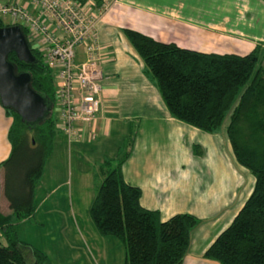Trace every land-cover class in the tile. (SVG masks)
Wrapping results in <instances>:
<instances>
[{
	"label": "trees",
	"instance_id": "1",
	"mask_svg": "<svg viewBox=\"0 0 264 264\" xmlns=\"http://www.w3.org/2000/svg\"><path fill=\"white\" fill-rule=\"evenodd\" d=\"M16 24L26 37V29ZM9 25L0 20V27ZM120 31L142 60L143 73L150 76L174 119L213 131L229 112L225 133L231 152L237 164L253 176V185L202 256L218 264H264V45L255 44L243 55L207 53L161 42L129 28ZM27 43L36 59L33 64L18 60L13 52L6 58L15 72L29 73V85L42 95L49 113L28 126L12 109L3 107L11 123L6 133L9 153L0 161L1 191L9 209L7 214L0 212V264H50L42 251L19 240L16 233L18 222L32 219L34 189L53 138L60 132L53 113L51 70L36 47ZM132 143L129 130L116 154L98 166L102 178L88 208L89 218L99 235L121 242L124 264H181L190 232L199 220L190 213H175L162 220L158 210L140 205V189L122 175ZM192 147L194 153L201 152L196 145Z\"/></svg>",
	"mask_w": 264,
	"mask_h": 264
},
{
	"label": "crops",
	"instance_id": "2",
	"mask_svg": "<svg viewBox=\"0 0 264 264\" xmlns=\"http://www.w3.org/2000/svg\"><path fill=\"white\" fill-rule=\"evenodd\" d=\"M77 1L100 3L101 0ZM112 25L114 28H129L155 40L173 42L179 47L196 51L243 55L255 44L264 45V4L262 0H116L109 10L101 14L95 27L101 57L99 67L103 76L99 109L87 122L76 123L79 138L71 140L74 144H86L97 133L106 135L113 124V117L109 118L106 114H117L124 119V123L129 120L123 117L122 107L124 111H128V116L137 119L139 130H144L145 133L153 131L147 128V124H143L145 119L142 113L149 115L156 111L154 102L157 96L153 94L148 97L152 94V88L144 83L136 69L132 71L136 77H131L128 83L122 82L120 73L112 66L116 56ZM75 59H83L80 48L76 49ZM123 98H126V103ZM121 103L124 105L119 107ZM129 108H139L142 112L129 113ZM163 113L162 119L157 120V129L160 122L167 124V111ZM10 123L11 118L0 105V161L9 153L6 133ZM129 130L131 129L127 130L126 136ZM132 132L130 154L122 165L123 179L140 189V205L146 209L158 210L162 220L175 213H190L198 218V224L190 232L189 247L181 264H218L204 258L202 254L226 226L220 231L217 228L223 226L224 222H230L244 202L241 201L235 207L230 206L236 196L239 180L234 162L227 158V161L206 164L197 160L202 156L201 152L196 154L193 150H167L160 143L155 149L149 147L148 150H135L136 132ZM152 133L155 134L154 131ZM165 135L162 137L166 138ZM145 139H148L147 136ZM211 167L215 168L213 176L210 175L213 169ZM45 198L42 197L36 203L34 190L36 208L33 216ZM4 207L5 210L2 211L0 205V212L9 213L7 202ZM93 237L97 238H91ZM108 243L118 245L111 239L104 244ZM91 246H87L86 250L90 253L89 250L94 248V260L98 257L107 261V255L104 256L97 247ZM122 250L124 253L123 246Z\"/></svg>",
	"mask_w": 264,
	"mask_h": 264
},
{
	"label": "rangeland",
	"instance_id": "3",
	"mask_svg": "<svg viewBox=\"0 0 264 264\" xmlns=\"http://www.w3.org/2000/svg\"><path fill=\"white\" fill-rule=\"evenodd\" d=\"M8 21V18L2 20L3 23ZM96 28L98 29V25ZM112 28H114L113 25ZM115 28L112 34L116 56L112 66L120 73L123 83H128L131 77H136L132 73L133 69H136L144 83L154 90H150L152 94L150 93L148 97L156 94V102H154L156 111L149 115L143 112L145 121L142 123L145 126L147 124V128L153 129L155 134L152 133L153 131L145 133L144 130H139L137 119L128 116V111H124V107H122L123 117L129 120L124 123V119L118 117L117 114H106L109 118L113 117V124L109 128V132L106 135L94 134L86 144H74L73 141L68 143L66 137L60 132L54 136L51 153L45 160L43 172L34 189L36 203L42 197H46L44 203L41 205L39 203L41 207L32 219L16 224L17 238L42 251L50 264H124L121 242L113 236H101L96 232L89 218L88 208L102 178L98 172V166L104 158L113 157L116 154V147L126 137L128 129L136 132L134 135L136 138L135 150L137 148L148 150L149 147L155 149L159 143L162 148L166 147L167 150H193L192 146L196 145L202 154L197 159L199 162L213 165L230 158L235 164L237 174H239L235 190L236 196L230 204L231 207L240 205L252 189L253 176L246 168L234 161L225 133L229 112L225 114L219 127L213 131H203L174 119L166 110L150 76L143 73L142 60L122 35L121 28L118 29V26ZM117 55L121 58H118ZM241 89L242 87L239 92ZM123 99L126 103V98ZM122 105L124 104L121 103L119 107ZM129 110V113L142 112L139 108L133 110L129 108ZM166 111L167 124L160 122L161 125L157 129V120L162 119L163 112ZM53 113L55 116L56 107H53ZM160 129L162 130L159 133ZM163 135L166 138L162 137ZM146 136L148 139H145ZM211 169L210 175L213 176L215 168L211 167ZM5 202L0 184L2 211L5 210ZM226 223L229 222H224L223 226H219L218 231L224 228ZM92 236H97V238H91ZM110 239L118 245L113 246L111 243L105 245L104 243ZM89 245L97 247V250L104 256L107 255V261L100 260L98 257L94 260V248L89 250L90 253L86 250ZM101 256L102 254L99 255V257Z\"/></svg>",
	"mask_w": 264,
	"mask_h": 264
},
{
	"label": "built area",
	"instance_id": "4",
	"mask_svg": "<svg viewBox=\"0 0 264 264\" xmlns=\"http://www.w3.org/2000/svg\"><path fill=\"white\" fill-rule=\"evenodd\" d=\"M116 0L0 1V20L21 24L26 40L40 52L54 80L55 117L67 142L79 138L76 123L87 122L99 109L103 79L95 27ZM80 48L83 59H75Z\"/></svg>",
	"mask_w": 264,
	"mask_h": 264
},
{
	"label": "water",
	"instance_id": "5",
	"mask_svg": "<svg viewBox=\"0 0 264 264\" xmlns=\"http://www.w3.org/2000/svg\"><path fill=\"white\" fill-rule=\"evenodd\" d=\"M9 52L28 64L36 60L18 24L0 27V105L12 109L28 126L34 125L49 113L48 105L30 87L29 73L14 71L6 58Z\"/></svg>",
	"mask_w": 264,
	"mask_h": 264
}]
</instances>
